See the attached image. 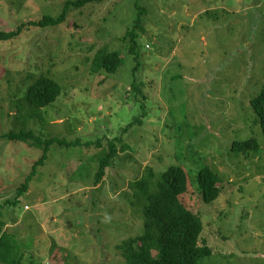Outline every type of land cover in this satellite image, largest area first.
I'll use <instances>...</instances> for the list:
<instances>
[{
    "label": "rangeland",
    "instance_id": "1",
    "mask_svg": "<svg viewBox=\"0 0 264 264\" xmlns=\"http://www.w3.org/2000/svg\"><path fill=\"white\" fill-rule=\"evenodd\" d=\"M64 1L0 0V30L55 16ZM138 4L146 12L136 69L124 39L137 13L133 0L88 3L70 9L59 25L25 26L0 41L4 230L17 234L22 264H127L121 245L143 231L130 181L146 167L158 177L179 165L189 182L181 199L201 217L199 244L211 249L199 264H264V136L249 103L264 87V0ZM103 47L121 53L115 72L91 67ZM46 73L62 91L36 109L25 91ZM21 130L76 143L52 144L17 205L3 206L43 152L30 140L3 136ZM249 138L256 150H231L234 140ZM113 139L118 154L95 184ZM206 166L222 179L209 203L192 186Z\"/></svg>",
    "mask_w": 264,
    "mask_h": 264
},
{
    "label": "trees",
    "instance_id": "2",
    "mask_svg": "<svg viewBox=\"0 0 264 264\" xmlns=\"http://www.w3.org/2000/svg\"><path fill=\"white\" fill-rule=\"evenodd\" d=\"M102 1L65 0L61 12L55 16L43 15L38 20L20 22L14 29L0 30V41L17 37L25 26L59 25L66 20L70 9ZM133 1L137 13L131 26L126 30L124 39H128V52L133 55L136 61L133 66V69H136L139 64V57L136 52L139 37L138 29H143L142 16L146 10L138 4L139 0ZM121 62L122 58L119 51H109L103 47L96 51L91 67L95 72L102 69L107 72H115ZM132 86L135 90L139 87L135 80L132 82ZM61 91L62 85L48 73L40 74L26 89L24 100L27 105L39 109L54 102ZM249 103L264 136V87L250 99ZM3 136L10 140H30L29 145L43 149L41 157L33 164L25 181L16 188L14 196L10 197L11 199H6L3 206L17 205L28 188V182L36 174V167L47 158V152L52 144L71 146L76 143L54 137L42 139L31 130L9 131ZM115 140L113 139L112 144L109 143L107 151L99 159L100 165L95 174V184L103 178L105 168L112 164L118 154ZM98 141L94 142L97 143ZM128 147V144H124L122 148L126 150ZM257 148L258 142L255 138L234 140L231 144V150L238 153H248ZM221 181L218 173L206 166L198 170L196 178H193L192 186L196 185L201 200L204 203H209L214 201L221 192ZM129 184L133 188L135 198H137L140 206L143 231L121 245V255L127 264H199L201 257L211 254V249L205 242L203 245L199 244L203 229L201 217L189 209L181 199L189 184L188 175L184 168L179 165H171L157 177L151 167H146L145 172L130 181ZM5 224L6 222L0 219V264H22L24 252L19 245V238L15 232L4 230Z\"/></svg>",
    "mask_w": 264,
    "mask_h": 264
},
{
    "label": "crops",
    "instance_id": "3",
    "mask_svg": "<svg viewBox=\"0 0 264 264\" xmlns=\"http://www.w3.org/2000/svg\"><path fill=\"white\" fill-rule=\"evenodd\" d=\"M4 229H5V227H4Z\"/></svg>",
    "mask_w": 264,
    "mask_h": 264
},
{
    "label": "bare ground",
    "instance_id": "4",
    "mask_svg": "<svg viewBox=\"0 0 264 264\" xmlns=\"http://www.w3.org/2000/svg\"><path fill=\"white\" fill-rule=\"evenodd\" d=\"M142 29V28H141Z\"/></svg>",
    "mask_w": 264,
    "mask_h": 264
}]
</instances>
